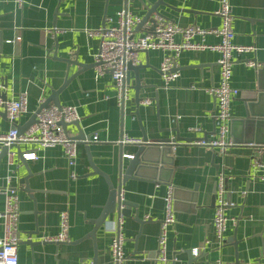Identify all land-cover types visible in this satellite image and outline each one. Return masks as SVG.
Returning <instances> with one entry per match:
<instances>
[{"label": "crops", "instance_id": "obj_1", "mask_svg": "<svg viewBox=\"0 0 264 264\" xmlns=\"http://www.w3.org/2000/svg\"><path fill=\"white\" fill-rule=\"evenodd\" d=\"M155 1L24 0L23 7L17 9L13 0H0L1 98L13 101L26 93L27 112L18 122L23 125L40 107V100L45 102L51 90L62 88L58 95L60 106L76 108L77 125L85 139L77 145V159L71 168L60 146L42 149L34 144L21 145L22 153L34 152L37 156L34 161H26L28 171L16 154L12 166L7 165L6 154L0 161V188L10 174L19 198V264H94L93 258L95 264H110L111 227L116 215H109L105 228L97 232L94 245L90 238L84 237L94 228L92 223L108 200L107 180L116 189L120 183V164L123 172L127 164L125 156L136 151V146L120 141L123 136L142 140L143 133L152 142L177 137L181 140L172 149L173 165L160 171L157 180L129 179L122 186L128 205L121 229L124 264H161L157 261V237L168 187H173L175 223L168 232L167 257L176 259L168 264H214L216 260L261 264L264 124L251 136H243L240 121L245 119L249 100L264 94V0H229L234 43L255 47L256 51L234 56L230 81L231 87L238 91L230 104V137L234 145L224 155L194 144L216 138L213 119L216 101L207 92L219 81L216 52H182L177 61L179 77L168 87L159 71L163 54L139 53L138 65L143 66L138 72L141 100L135 103V91L129 88V99L122 109L116 103L114 82L109 74L96 77L93 67L80 69L72 63L94 64L99 38L88 37L86 31L103 28L106 19H115L125 5L128 12L142 19ZM164 2L172 9L161 6L158 11L180 27H220L221 20L215 14L220 0ZM146 26L151 27L148 23L143 27ZM13 40L16 41L9 43ZM174 41L179 43L180 36H175ZM192 41L216 45L219 39L208 35L203 40L196 36ZM249 61L257 67H249ZM66 78L71 79L64 86ZM134 85V73L130 72L129 87ZM146 99L150 104L143 105ZM261 101L256 109L264 119V97ZM2 114L0 109V134L12 128ZM66 133L75 139L77 127L68 125ZM90 161L101 174H91ZM70 173L76 178L71 179ZM219 174L225 178L226 200L233 204L225 212L228 221L220 247L212 225ZM23 178L26 182H20ZM3 208L4 195L0 194V211ZM62 213L68 218V241L44 242V237L58 234ZM30 241L38 244L30 245ZM196 249L197 257L193 254Z\"/></svg>", "mask_w": 264, "mask_h": 264}, {"label": "built area", "instance_id": "obj_2", "mask_svg": "<svg viewBox=\"0 0 264 264\" xmlns=\"http://www.w3.org/2000/svg\"><path fill=\"white\" fill-rule=\"evenodd\" d=\"M17 9H21L24 0H13ZM215 14L220 18L221 24L216 29H201L197 26L180 27L161 16L154 17V28L142 27L139 36L136 37L135 28L142 19L131 14L124 9L118 11L115 19H106L105 26L96 31H86L88 37L97 36L99 38V50L94 56V67L96 77L109 74L114 82L115 99L121 109L129 99V84L126 83L127 66H137L139 64L138 54L141 52L160 51L163 54L159 71L165 87L175 82L179 77L177 61L184 51H205L216 52L219 58L216 62L219 68V81L216 87H212L207 92L215 98L216 111L213 115L216 129V138L209 141H199L194 144L215 149L220 155H224L232 147L233 141L230 137L232 116L230 104L238 95V91L231 87L232 67L234 56L255 53L256 48L252 46L237 45L234 43L235 33L232 28V10L229 0H220L219 7ZM213 35L219 39L216 45H207L204 41L194 43V37L202 40ZM175 36H180L181 41L176 43ZM19 40V38H17ZM16 41V40H15ZM10 41L9 43L15 42ZM249 67L256 68L257 65L251 61L247 62ZM1 89V87H0ZM39 106L44 103V99L39 101ZM143 105L150 104L148 99L142 101ZM0 109L5 112L8 121L13 125L18 123L23 114L27 112V95L21 93L17 100L4 101L0 92ZM77 110L73 106L54 105L43 108L36 115V122L24 133L19 134L16 127L11 128L6 133L0 134V149L7 148V165L12 166L14 152L11 147L26 144L38 145L42 149H49L60 146L63 148L64 156L69 168L75 165L77 159L78 140L71 138L64 131L61 123L69 125L78 121ZM19 124V123H18ZM96 140V136L93 138ZM123 145L138 146L143 144L141 139L123 136L120 141ZM175 149V143H169ZM24 161H34L37 156L34 152H24L21 154ZM131 159V155L125 156ZM14 173V171H11ZM12 176L5 177L4 187L0 188V194L4 195V208L0 211L2 235L0 237V264H19L17 249L20 243L18 222H19V198L17 188L11 185ZM70 178L76 176L70 173ZM224 175L219 174L216 182L214 214L212 225L215 231L219 247L224 243V234L228 219L225 212L233 204L226 200L224 190ZM264 182V176L261 178ZM173 187H168L164 198V218L160 222L159 234L157 237V261L161 264L175 262L167 257V237L170 228L175 223V210L173 200ZM119 205L117 211L119 215L113 221L111 227L113 238L109 245L110 264H124L123 236L121 229L124 217L121 215L124 201L123 191L118 195ZM68 218L66 213L60 217L59 232L55 237H44V242L64 243L68 241ZM194 256L199 255V250H194ZM214 264H232L216 260ZM261 264H264V249L261 257Z\"/></svg>", "mask_w": 264, "mask_h": 264}, {"label": "water", "instance_id": "obj_3", "mask_svg": "<svg viewBox=\"0 0 264 264\" xmlns=\"http://www.w3.org/2000/svg\"><path fill=\"white\" fill-rule=\"evenodd\" d=\"M125 2L127 3V0H125ZM167 7L172 9L170 6H168L164 0H156L153 4L149 5V7L146 9V14L145 16L142 18V21L140 24L137 25V27L135 28V32H139L141 30V28L146 25L147 23L151 25L150 30H153L154 28V19H152V16L157 15V16H161L163 18H165L159 11V7ZM124 10L127 11V5L124 6ZM166 19V18H165ZM105 25H103L104 27ZM66 62H71V61H66ZM72 63H74V65H77L80 67V69H85L87 67H94V64L92 65H84L81 63H78L77 61H72ZM143 66L141 65H137V66H131L128 65L127 69L128 72L126 74V83L129 84L130 82V72L134 73V79H135V85L133 87H129L132 88L135 91V95H134V101L135 103H139L140 102V98L138 96V92L141 89V79L139 78V70L142 69ZM71 78H66L65 82H64V86L67 82H69ZM63 86V87H64ZM62 88L54 91L51 90L50 91V95L48 96V98L46 99V101L40 105V107L37 109V111L23 124V125H19L17 122L14 123L12 125L13 127H16L18 130L19 134L24 133L31 125H33L36 122V115L39 113V111L43 108H48L50 105H54L56 107H60V103L58 100V95L60 94ZM264 97V94L259 93L255 99H250L249 103L247 105L246 108V112H245V119L241 120L240 123L242 124V128L241 131H243V136H251L254 132H257L258 127L260 125L264 124V119H262L263 117H261V115L259 114V112L257 111L256 107H259L260 103H262V98ZM4 101H6L4 99ZM137 115V114H136ZM6 114L5 112H3L2 117H5ZM259 118V119H257ZM72 125H75L77 127L78 130V135L77 137H75V140H78L79 142L83 141L85 139H83V135L79 129V126L77 125L78 122H73L71 123ZM69 124V125H71ZM62 126V128L64 129L65 132H67V126L66 124L61 123L60 124ZM181 140L179 137H177V139L175 140H163V141H157V142H152V141H148L146 135L143 133L142 134V142L143 144L136 146V151L135 153L132 155L131 159L127 158V164L123 170V165L122 163L120 164V183L118 185V187L116 189H113V187L111 186L110 182L107 180L108 182V186L110 189V193H109V197L108 200L105 204L104 207H102V211L99 215V217L94 220V222L92 223V225L94 226V228L92 229V231L86 236L84 237V239H88L90 238L93 241V245H94V241H95V236L97 234V232L100 230V228L103 227V229L106 226V223L108 222L107 219L109 217V215H116V217L119 215V212L117 211V206L119 205V199H118V195L119 192L122 189V186L126 183L127 180L129 179H144L145 177H152V180H157L156 177L158 175V173L162 170H167L166 168L168 166H172L173 165V156H172V145H170L169 143H175L176 141ZM11 149H15V153L16 156L19 158V160L23 163V165L26 167L27 171L28 168L26 166V161H24L21 157V150L19 149V147L17 146H13L11 147ZM1 153H0V161L3 159V157H5V154L7 153V148L2 147L1 149ZM91 169L93 171V173L91 174H101L91 163V161L89 162ZM152 172V174L150 175V173ZM104 176V175H103ZM105 177V176H104ZM106 178V177H105ZM161 179H158V181H160ZM164 181V180H163ZM20 182H26V179H22ZM166 182V181H165ZM123 205V209L121 211V215L123 217L127 216V203L124 200L122 203ZM139 223H141V220H139L138 218L136 219ZM30 245L32 244H38V243H32L31 241L28 243ZM189 255V257L192 259L191 257V252L187 253ZM96 256V248L94 246V257ZM96 259L93 258V262L95 264Z\"/></svg>", "mask_w": 264, "mask_h": 264}]
</instances>
